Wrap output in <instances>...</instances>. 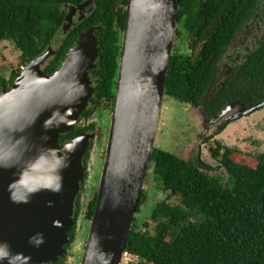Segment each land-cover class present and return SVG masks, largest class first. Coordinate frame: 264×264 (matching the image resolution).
Segmentation results:
<instances>
[{
  "label": "water",
  "instance_id": "obj_1",
  "mask_svg": "<svg viewBox=\"0 0 264 264\" xmlns=\"http://www.w3.org/2000/svg\"><path fill=\"white\" fill-rule=\"evenodd\" d=\"M89 3L64 6L63 32ZM178 8L179 0H127L115 105L80 264L121 262L163 114ZM100 29L81 33L52 74L41 69L55 54L48 47L0 90V264L54 263L65 252L91 136L80 134L63 146L59 140L92 96L88 72L98 68ZM240 106L228 120L264 101Z\"/></svg>",
  "mask_w": 264,
  "mask_h": 264
},
{
  "label": "trees",
  "instance_id": "obj_2",
  "mask_svg": "<svg viewBox=\"0 0 264 264\" xmlns=\"http://www.w3.org/2000/svg\"><path fill=\"white\" fill-rule=\"evenodd\" d=\"M84 1L0 0V42H12L20 53L18 67L8 81L0 80V90L8 89L21 69L61 34L64 6ZM91 1L93 12L60 35L59 50L43 72H55L77 37L92 26L100 27L95 32L99 59L92 99L97 103L114 96L127 0ZM211 71L208 62L172 56L164 96L196 104L206 91ZM226 88L218 92L219 108L231 96L246 107L264 100V61L257 51L240 78ZM73 128L61 136L60 145L79 135L80 130ZM209 154L218 161L214 169L202 161L196 165L154 147L146 179L151 176L168 195L150 211L148 221L138 225L134 218L125 251L138 257L137 264H264V152L244 155L215 142ZM249 157L255 159L253 165L247 163ZM217 170L226 176L209 174ZM145 202L143 190L137 212ZM93 209L92 204L90 216Z\"/></svg>",
  "mask_w": 264,
  "mask_h": 264
},
{
  "label": "flooded vegetation",
  "instance_id": "obj_3",
  "mask_svg": "<svg viewBox=\"0 0 264 264\" xmlns=\"http://www.w3.org/2000/svg\"><path fill=\"white\" fill-rule=\"evenodd\" d=\"M86 1L82 2L81 4L85 3ZM126 6L127 2L125 5V19ZM93 10L92 1L82 9L76 10L72 16L71 25L68 29H66L65 32L61 30L60 35H65L71 28H73L79 22L85 20L86 17L93 12ZM67 12L68 11L65 8L63 20ZM62 26L64 27V24ZM60 35H58L57 39L61 42L62 38ZM60 42L58 45L56 44V46H53V43L49 45L55 54L59 50ZM256 51L260 54V58L264 61V0H179L177 25L173 39L171 57L176 56L180 59H186L189 62H195L197 60L208 62V64L212 67L211 72H213V74L211 80L208 82L205 93L201 96L196 104L192 102H180L168 96L164 97L165 101L163 102L168 104L169 102L175 101L179 106L185 108L186 118L191 124V126H188L189 128L183 129V132H179L178 134L179 137H183L182 145H188L189 143L193 144L192 149L188 150V152H192L191 155L194 156V159H187L183 156L177 155L175 152H172L173 155L196 165L198 164V161H202L205 164L203 159H201V145L204 146L208 144V142L214 141V139L225 129L224 127L236 120H228L230 116L226 114L227 112L239 111L241 110L240 105H244V103L234 100V98L231 96V99L228 101L221 102L223 105L221 108H219L218 100L216 99L218 92L223 90L225 85L227 88L230 87L231 83L235 79L240 78V73L242 72L244 66ZM55 54L51 55L42 65V70L50 58ZM96 70H91L88 72L92 91L96 83V76L94 74V71ZM93 97L94 94L92 93L87 106L84 108L79 117V122L81 120L87 122L93 117L101 118V121H98L97 123L100 125V128L103 129L104 134L106 135L104 142L105 144L101 150V155L98 156V160H100L102 165L105 155L110 120L115 105V96H113V98L110 100L103 98L97 103L92 101ZM251 105L254 106V104ZM251 105L245 107L248 108ZM166 108L163 109L166 110ZM164 112L165 111H163L162 118L165 116ZM73 127H75L73 128L75 130H80L78 133L79 135L85 134L91 137L95 128L94 124L92 123H86L83 126L75 125ZM219 128L221 132L218 131L215 134H212ZM71 140L72 139L67 140L61 144V146L70 142ZM90 141L91 139H89L87 151L82 158V166L84 168L83 181H81L79 184V191L75 198L72 217L73 226L68 234V243L65 246V252L61 257L58 258L56 262L47 264H69V259L72 256L73 258L75 257V255L72 253V250L75 248L74 246L77 244L80 231L82 230L81 226L78 224L79 221L80 224L81 221H84L88 228V225L92 219L98 194L100 172L93 177V182L90 183V186L94 187V191L91 192V197L88 199L85 205H83L80 197V193H82L85 187L84 180L87 179L89 175L86 174V171L88 168L87 161L90 157V148L92 146V142ZM187 147L188 146L185 148ZM180 149L183 148L180 147ZM156 184V187L159 186L162 189L160 184ZM92 204L94 205V209L92 215L90 216V206ZM71 232H73L72 237L70 236ZM85 243L86 241H84V246ZM81 255L82 254H80L78 264H80L82 257Z\"/></svg>",
  "mask_w": 264,
  "mask_h": 264
},
{
  "label": "rangeland",
  "instance_id": "obj_4",
  "mask_svg": "<svg viewBox=\"0 0 264 264\" xmlns=\"http://www.w3.org/2000/svg\"><path fill=\"white\" fill-rule=\"evenodd\" d=\"M58 43L59 40L56 39L53 42V46H56V44L58 45ZM19 54V51L15 48L12 42H0V80H9L10 73L18 67ZM163 108H166V110H164ZM162 110L165 111V116H163V118H161L160 120L159 131L155 139V147L166 152H175L177 155L183 156L187 159H194V156L191 155L192 152H188V150L192 149L193 144L189 143L188 145H182L183 137H179L178 134L179 132L182 133L183 129L189 128L188 126H191L185 115L186 109L179 106L178 103L173 101L169 102L168 104L166 102H163ZM238 112L239 111L227 112L226 114L232 117ZM98 121H101V118L93 117L87 122L81 120L76 124L78 126H83L86 123H92L95 126L92 137L90 138L92 146L90 148V157L87 161L88 168L86 174L89 175L88 178L84 180L85 187L82 193H80L83 205L87 203L88 199L91 197V192L94 191V187L90 186V183L93 182V177L99 173L101 167V163L100 160H98V156L101 155V150L104 147L106 135L104 134L103 129L100 128V125H98ZM229 124L223 130L224 132L222 131L223 133L227 132L228 140L225 138V135L220 134L221 136L219 135L214 139L215 142L218 141L222 144H227V146L232 148H236L238 146L237 148L240 147L244 155L255 156L264 152V107L261 110L254 111L249 115L240 117ZM244 129L246 130L244 131ZM230 136L232 137L229 138ZM214 141H210L204 146L201 145L202 148L200 147L201 159H203L206 165L213 169L214 167H217L219 165L218 161L212 159L208 153V147L214 146ZM186 146L188 147L185 148ZM180 147H182L183 149H180ZM254 160L255 159L249 157L247 163L249 165H253ZM209 172V174L216 173L223 175L224 177L226 176L223 170ZM156 185L157 184L152 180L151 176H149L148 180L146 179L145 181L144 192L147 195V201L135 214V219L138 225H141V223L148 221L151 214V209L157 203L165 200L168 195V192H164L159 186L156 187ZM175 199H173L170 203H173ZM78 224L82 228L79 235L80 239L78 238L77 244L72 250V253L73 255H75V257L73 258L72 256L69 259V264L79 263L80 254H82L83 252L84 241L87 235V224L85 225L84 221H81V224L79 221ZM152 227L153 224H151V229Z\"/></svg>",
  "mask_w": 264,
  "mask_h": 264
},
{
  "label": "built area",
  "instance_id": "obj_5",
  "mask_svg": "<svg viewBox=\"0 0 264 264\" xmlns=\"http://www.w3.org/2000/svg\"><path fill=\"white\" fill-rule=\"evenodd\" d=\"M138 263V257L131 255L127 251H124L121 256V262L120 264H137Z\"/></svg>",
  "mask_w": 264,
  "mask_h": 264
},
{
  "label": "crops",
  "instance_id": "obj_6",
  "mask_svg": "<svg viewBox=\"0 0 264 264\" xmlns=\"http://www.w3.org/2000/svg\"><path fill=\"white\" fill-rule=\"evenodd\" d=\"M229 125H230V124H229ZM245 130H246V129H244V131H245ZM223 132H224V131H223ZM223 132H221L220 134H221V135H222V134L225 135V138L228 140L227 132H225V133H223ZM220 134H219V135H220ZM219 135H218V136H219ZM221 135H220V136H221ZM231 137H232V136H230L229 138H231ZM238 141H239V139H238ZM223 144H224V143H223ZM224 145L227 146V144H224ZM227 147H229V146H227ZM237 147H238V146H237ZM237 147L234 148V149H238V150H240V151L243 153V151L240 149V147H239V148H237ZM230 148H232V147H230ZM243 154H244V153H243Z\"/></svg>",
  "mask_w": 264,
  "mask_h": 264
}]
</instances>
